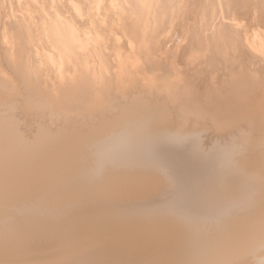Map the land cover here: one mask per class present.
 <instances>
[{"label": "bare ground", "instance_id": "1", "mask_svg": "<svg viewBox=\"0 0 264 264\" xmlns=\"http://www.w3.org/2000/svg\"><path fill=\"white\" fill-rule=\"evenodd\" d=\"M0 0V264H264V0Z\"/></svg>", "mask_w": 264, "mask_h": 264}, {"label": "rangeland", "instance_id": "2", "mask_svg": "<svg viewBox=\"0 0 264 264\" xmlns=\"http://www.w3.org/2000/svg\"><path fill=\"white\" fill-rule=\"evenodd\" d=\"M261 1L260 0H255V3H260Z\"/></svg>", "mask_w": 264, "mask_h": 264}]
</instances>
